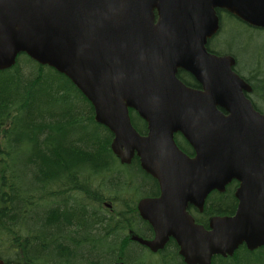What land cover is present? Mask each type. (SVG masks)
Wrapping results in <instances>:
<instances>
[{
  "label": "water",
  "instance_id": "water-1",
  "mask_svg": "<svg viewBox=\"0 0 264 264\" xmlns=\"http://www.w3.org/2000/svg\"><path fill=\"white\" fill-rule=\"evenodd\" d=\"M217 10L264 29V0H0V71L26 54L71 80L113 133L120 162L137 156L159 183L161 196L138 206L156 237L133 240L156 253L173 238L186 264H212L242 245L264 248V115L236 59L208 51L220 30ZM179 70L201 88L186 86ZM130 110L147 122L146 135ZM232 181L235 214L212 218L208 229L197 224L188 207L202 211Z\"/></svg>",
  "mask_w": 264,
  "mask_h": 264
},
{
  "label": "trees",
  "instance_id": "trees-1",
  "mask_svg": "<svg viewBox=\"0 0 264 264\" xmlns=\"http://www.w3.org/2000/svg\"><path fill=\"white\" fill-rule=\"evenodd\" d=\"M225 14L218 10L221 25ZM237 19V18H236ZM226 20V19H225ZM224 21L222 26H225ZM219 31L217 36L224 33ZM221 32V33H220ZM230 55L231 51H217ZM235 71L251 86L255 108L264 113V69L249 77ZM179 79L200 87L185 71ZM134 128L147 133V123L131 110ZM113 134L96 122L88 99L63 74L26 54L12 69L0 71V260L5 264H185L171 245L155 256L141 251L123 232L137 228L133 200L157 193L158 185L133 160L123 166L112 152ZM178 147L194 154L184 138ZM237 182L223 195H212L199 221L207 227L214 216H232L238 201ZM116 195L114 214L103 209ZM134 245V246H133ZM151 256L145 259L144 254ZM212 264H264V248L250 252L240 247L232 257H214Z\"/></svg>",
  "mask_w": 264,
  "mask_h": 264
},
{
  "label": "rangeland",
  "instance_id": "rangeland-1",
  "mask_svg": "<svg viewBox=\"0 0 264 264\" xmlns=\"http://www.w3.org/2000/svg\"><path fill=\"white\" fill-rule=\"evenodd\" d=\"M223 18L225 26L221 25V31L225 29L220 36H215L209 43L217 51L227 53L231 51L236 55L238 61V69L243 75L249 77L250 70L264 69V29L252 27L239 19L233 18L225 14ZM221 33V32H220ZM264 111V107H262ZM104 193L111 199H115L116 195H112L104 188ZM112 201V200H111ZM110 200L106 202H111ZM103 204V203H102ZM105 209L104 204L102 205ZM108 212V210H106ZM143 253V252H142ZM144 254V258L149 260L151 256ZM160 258V257H159ZM159 258H155L157 262Z\"/></svg>",
  "mask_w": 264,
  "mask_h": 264
},
{
  "label": "flooded vegetation",
  "instance_id": "flooded-vegetation-1",
  "mask_svg": "<svg viewBox=\"0 0 264 264\" xmlns=\"http://www.w3.org/2000/svg\"><path fill=\"white\" fill-rule=\"evenodd\" d=\"M208 51L210 52V53H214V51H212V49H210L209 47H208ZM190 87V86H189ZM196 88V87H195ZM198 88H200V87H198ZM177 135H179V136H181L180 134H177ZM182 137V136H181ZM183 138V137H182ZM189 156V155H188ZM190 157H194V154L193 155H191ZM133 160H136V161H138L139 162V165H140V168L143 170V168L141 167V164H140V159L138 158V157H135ZM133 162V161H132ZM132 164V163H131ZM130 164V165H131ZM144 171V170H143ZM145 172V171H144ZM146 173V172H145ZM146 174H148V173H146ZM149 175V174H148ZM152 179H154L155 181H156V183H157V185H158V187L157 188H155V187H151V189H153V190H157V193L155 194V195H152V196H144V197H141V198H139V199H135V200H133V203H134V205H135V207H136V212L134 213V214H136V219H137V228H130V229H128L127 230V232L125 233V232H123V237H128V239H129V241H131V243L132 244H136V245H138L139 246V248H141V251H145V252H147V253H149V254H151V255H153V256H155L157 259L160 257L161 258V254L166 250V248H168L169 246H171V245H173L176 249H177V253H178V255H179V247H178V245H177V243H176V241L173 239V238H170L169 239V241L166 243V245H165V247H164V249L163 250H160V251H158L157 253H154V252H151L150 251V249L149 248H147V247H145V246H143V245H141L138 241H136V240H133V238L134 237H137V238H141V239H143V240H146V241H153L154 239H155V237H156V234H155V231H154V228L150 225V223L148 222V221H146V220H144L142 217H141V215H140V211H139V208H138V206H139V203H140V201L141 200H143V199H145V198H159L160 196H161V190H160V186H159V183H158V181L155 179V178H153L151 175H149ZM230 185V184H229ZM228 185V186H229ZM226 187V189L223 191V192H220V191H213V192H211L209 195H208V197H207V199L209 198V197H211L212 195H223V194H225L226 193V190L229 188V187ZM239 186V185H238ZM238 186L235 188V191H234V197L236 198V196H235V194H236V190H237V188H238ZM116 198V197H115ZM207 199H206V201H207ZM112 200V201H111ZM236 200H237V198H236ZM106 201H108V200H105V201H103V204H104V206H105V209L104 210H108V212H110L112 215L114 214V212H115V209L119 206V204L120 203H117V201H114V199H110V201L111 202H106ZM238 201V200H237ZM206 203V202H205ZM238 205V204H237ZM103 207V206H102ZM238 207V206H237ZM237 207H236V209H237ZM188 212L191 214V216L194 218V220H195V222L197 223V224H201V225H203L201 222V220L199 221V217H198V215H200V214H202L203 213V211H200L199 209H197L196 207H194L193 205H190L189 207H188ZM230 216V215H229ZM215 217V216H214ZM213 217H211V218H209L208 219V223H207V227L206 228H208V224H209V221L212 219ZM134 246V245H133ZM180 256V255H179ZM159 258V259H160ZM125 264L122 260H119L118 262H116L115 264Z\"/></svg>",
  "mask_w": 264,
  "mask_h": 264
}]
</instances>
